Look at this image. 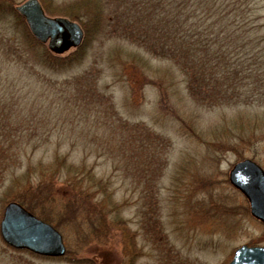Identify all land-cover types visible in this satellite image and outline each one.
I'll list each match as a JSON object with an SVG mask.
<instances>
[{"label": "rangeland", "instance_id": "rangeland-1", "mask_svg": "<svg viewBox=\"0 0 264 264\" xmlns=\"http://www.w3.org/2000/svg\"><path fill=\"white\" fill-rule=\"evenodd\" d=\"M38 1L47 16L87 33L84 58L68 69L40 65L41 49L0 5V220L16 203L53 227L65 252L35 256L0 237V264H228L242 245L264 247L263 225L228 184L230 169L243 160L264 171V63L255 71L264 60V0L242 4L249 23L232 17L248 32L244 50L234 39L205 57L201 39L184 43L194 74L207 79L241 78L246 53L256 64L251 80L261 91L217 106L197 83L188 90L185 68L161 53L171 43L127 37L126 25L113 20L124 2ZM136 12L139 22L148 20L147 7ZM92 73L91 100L82 101L76 83ZM177 189L187 199L173 197Z\"/></svg>", "mask_w": 264, "mask_h": 264}, {"label": "trees", "instance_id": "trees-1", "mask_svg": "<svg viewBox=\"0 0 264 264\" xmlns=\"http://www.w3.org/2000/svg\"><path fill=\"white\" fill-rule=\"evenodd\" d=\"M100 1L104 2V4L109 2V0ZM117 1L118 0H115V2ZM119 1H121V4L123 2L125 3V10L121 11L120 15L116 16V14L115 16H113V20H120V25H126V29L124 32L128 33L127 37L135 42L140 43L146 42L145 38L149 36L153 39H161L162 42L164 41L165 43H171V45H166L167 48L162 49L161 53H163V50L169 51V54L171 55L172 59H174L177 64L182 65L185 68L187 74L190 75V80L187 87L188 90H196L195 83H197L199 91L203 90L202 95L205 97V101H207L209 105H223L226 101L231 100L233 97L240 98L251 95L256 96L257 93L261 91L259 88V83H254V81L251 80L254 79L253 76L255 74L252 68L255 67L256 64L250 63L251 58L247 57V53L246 56H243V59L241 61V63L243 64L241 78H236L234 77V75H226L221 77V79L213 80L207 79L205 76H202L200 74H194L196 73V71H194L192 65V59L194 58L193 53L189 54L188 50H186L184 47L185 42H194L196 38H199L202 42H204L207 47L205 51H200V54L204 53L206 57L209 54V51H218V53L223 52L222 50H224V45L222 46V44L226 42L229 43L231 40L234 39H238V42L242 43V48L240 49L244 50L248 41V32H240L239 27L237 25H233L232 17L234 19L239 20L236 16V14H239L240 16H244L245 24L249 23V11L245 8H243L242 11L240 10L242 4L246 0H218V3L215 0H204V2L201 3L191 0ZM1 6H4V8L9 13H11L13 16H16L15 18L17 19L18 24L22 28H25L23 20L13 11L12 6V8L6 4H2ZM1 6L0 11L2 9ZM145 7H147L146 16L148 20L144 22H139L136 10ZM221 8L223 11H220ZM237 10L238 12H236ZM119 11L120 10H118V12ZM232 12L236 13L232 14ZM222 20H225L228 23L221 24ZM206 21H210L207 23L208 25H204ZM221 25H224V27ZM201 29L206 31L200 32ZM207 30L208 33L206 34ZM227 31H229L230 34L224 36V38L211 35L212 32L225 33ZM86 36L87 33L84 32L82 44L74 51L70 52L65 56L52 55L50 52L47 51L44 46L36 43L32 38L31 45L35 44L37 45V48L41 49V52L36 55L37 61L40 63V65L42 63L44 67L50 68L52 70L68 69L83 60V48H85L84 40ZM146 50H149V52L153 54L155 52L156 54V51H154L153 48H147ZM261 60L262 62L258 64L257 70H255L257 72L262 68V65L264 63L263 57ZM123 70L126 69L123 68ZM235 74H238L240 76V73L238 71H236ZM261 74H264V72H262ZM87 76L89 77L82 78L86 84L85 86L79 83L82 79L76 83V87L82 85L81 89L83 88V95L80 98L82 101L91 100L90 90H92L95 86V80L97 75L96 73H92ZM263 80L264 78H262V81ZM97 99L101 102V104L103 103L102 99ZM101 104L96 102L95 105L101 106ZM83 107L86 108V106ZM72 184L73 182H69V186H72ZM50 188L54 189V193H56L57 188H55L53 184H51ZM182 193L177 189L174 192L173 197H180L179 201L187 199L186 194L182 195ZM81 194L82 193H79L78 195L81 196ZM110 228H108L107 231H103V235L106 236V233H108ZM98 233L96 231L95 234L98 235ZM133 255L136 254L133 253Z\"/></svg>", "mask_w": 264, "mask_h": 264}, {"label": "water", "instance_id": "water-1", "mask_svg": "<svg viewBox=\"0 0 264 264\" xmlns=\"http://www.w3.org/2000/svg\"><path fill=\"white\" fill-rule=\"evenodd\" d=\"M15 10L25 20L32 37L46 44L55 55L75 49L82 42L83 32L77 23L62 17L45 16L37 0H27ZM228 182L246 199L250 216L264 225L263 171L255 163L243 160L232 166ZM0 237L16 250H28L43 257H61L64 254L59 233L16 203L4 207ZM228 264H264V248L240 246Z\"/></svg>", "mask_w": 264, "mask_h": 264}, {"label": "flooded vegetation", "instance_id": "flooded-vegetation-1", "mask_svg": "<svg viewBox=\"0 0 264 264\" xmlns=\"http://www.w3.org/2000/svg\"><path fill=\"white\" fill-rule=\"evenodd\" d=\"M40 3V2H39ZM43 7V6H42ZM44 9V8H43ZM13 11H14V8H13ZM15 12V11H14Z\"/></svg>", "mask_w": 264, "mask_h": 264}]
</instances>
